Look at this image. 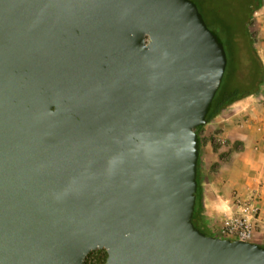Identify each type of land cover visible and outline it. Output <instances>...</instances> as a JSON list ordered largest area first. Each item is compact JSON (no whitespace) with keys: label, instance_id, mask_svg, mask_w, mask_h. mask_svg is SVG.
Segmentation results:
<instances>
[{"label":"water","instance_id":"water-1","mask_svg":"<svg viewBox=\"0 0 264 264\" xmlns=\"http://www.w3.org/2000/svg\"><path fill=\"white\" fill-rule=\"evenodd\" d=\"M226 63L190 0H0V264H264L192 222Z\"/></svg>","mask_w":264,"mask_h":264},{"label":"crops","instance_id":"crops-1","mask_svg":"<svg viewBox=\"0 0 264 264\" xmlns=\"http://www.w3.org/2000/svg\"><path fill=\"white\" fill-rule=\"evenodd\" d=\"M251 32L264 61V6L254 12ZM248 96L227 107L201 130L198 176L203 217L217 230L226 216L240 213L246 201L258 205L252 243L264 247V100ZM215 137L225 142L215 145ZM258 197V199L256 198ZM252 198V199H251Z\"/></svg>","mask_w":264,"mask_h":264},{"label":"trees","instance_id":"trees-1","mask_svg":"<svg viewBox=\"0 0 264 264\" xmlns=\"http://www.w3.org/2000/svg\"><path fill=\"white\" fill-rule=\"evenodd\" d=\"M202 15L207 27L224 46L226 68L221 84L209 105L205 123L195 129L199 131L230 105L260 92L264 84V66L254 47V37L250 31L255 11L264 6V0H190ZM197 197L192 215L193 224L207 235L211 234L205 225L201 182L198 176ZM103 264L107 254L104 252Z\"/></svg>","mask_w":264,"mask_h":264},{"label":"built area","instance_id":"built-area-1","mask_svg":"<svg viewBox=\"0 0 264 264\" xmlns=\"http://www.w3.org/2000/svg\"><path fill=\"white\" fill-rule=\"evenodd\" d=\"M221 137H215V143L218 145L224 144ZM242 210L237 217H231L225 221L224 226L221 228V233L225 239H234L244 242H251L253 238L252 219L258 215V205L250 201H246ZM86 264H91L86 262Z\"/></svg>","mask_w":264,"mask_h":264},{"label":"rangeland","instance_id":"rangeland-1","mask_svg":"<svg viewBox=\"0 0 264 264\" xmlns=\"http://www.w3.org/2000/svg\"><path fill=\"white\" fill-rule=\"evenodd\" d=\"M252 25H253V18H252V20H251V25H250V31H251V28H252ZM252 33V32H251ZM253 34V33H252ZM253 37H254V35H253ZM254 41H255V39H254ZM256 42V41H255ZM254 42V47H255V49H256V51H257V53H259L258 51H260V47L259 46H257L256 45V43ZM259 55V54H258ZM262 63H263V66H264V61H262ZM260 91H261V93H262V97H263V100H264V84L261 86V89H260ZM259 94V93H258ZM198 134H200V131H199V133ZM215 145H217V143L215 144ZM201 191H202V189H201ZM257 199H258V197H256ZM252 199V198H251ZM237 216H239V213H236V214H233V215H231V216H226V217H224L222 220H221V223L219 224V227H218V229L216 230H210V229H208V231H209V233L211 234V236H213V237H216V238H222V239H225L224 238V236H223V234L221 233V228L224 226V223H225V221H227V219H229V218H231V217H237ZM205 222V221H204ZM253 226V225H252ZM253 233H254V230H253ZM254 238V237H253ZM253 238H252V240H253ZM252 242V241H251ZM104 252H105V250L104 249H97V250H94V251H91L88 255H87V257H86V262H89V263H91V264H103V260H104Z\"/></svg>","mask_w":264,"mask_h":264}]
</instances>
